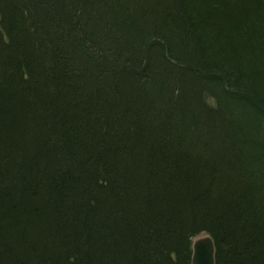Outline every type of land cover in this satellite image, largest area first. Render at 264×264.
I'll list each match as a JSON object with an SVG mask.
<instances>
[{
	"label": "trees",
	"instance_id": "16d2710c",
	"mask_svg": "<svg viewBox=\"0 0 264 264\" xmlns=\"http://www.w3.org/2000/svg\"><path fill=\"white\" fill-rule=\"evenodd\" d=\"M263 147L264 0H0V264H264Z\"/></svg>",
	"mask_w": 264,
	"mask_h": 264
},
{
	"label": "water",
	"instance_id": "95a60500",
	"mask_svg": "<svg viewBox=\"0 0 264 264\" xmlns=\"http://www.w3.org/2000/svg\"><path fill=\"white\" fill-rule=\"evenodd\" d=\"M192 264H214V245L210 236L201 237L193 242Z\"/></svg>",
	"mask_w": 264,
	"mask_h": 264
},
{
	"label": "rangeland",
	"instance_id": "374dc122",
	"mask_svg": "<svg viewBox=\"0 0 264 264\" xmlns=\"http://www.w3.org/2000/svg\"><path fill=\"white\" fill-rule=\"evenodd\" d=\"M208 102H209L211 105H215L214 100L211 99V98L208 99ZM253 127H254V125L251 124L250 128H253ZM261 149H262V148H261ZM263 151H264V147H263ZM207 236H210V234H208L207 232H201V233H199L198 235L192 237V238H191V244H190V246H191V250L193 251V242H194L196 239L201 238V237H207ZM210 237H211V236H210ZM211 239H212V237H211ZM212 240H213V239H212ZM213 245H214V242H213ZM214 252H215V247H214ZM191 257H192V252H191ZM191 257H190V260H191ZM220 259H221V257H220ZM220 259H219V260H220ZM221 260H222V259H221ZM220 262H221V261H220ZM191 264H192V263H191ZM214 264H215V257H214ZM219 264H220V263H219Z\"/></svg>",
	"mask_w": 264,
	"mask_h": 264
}]
</instances>
